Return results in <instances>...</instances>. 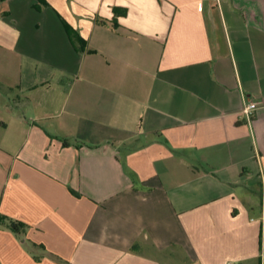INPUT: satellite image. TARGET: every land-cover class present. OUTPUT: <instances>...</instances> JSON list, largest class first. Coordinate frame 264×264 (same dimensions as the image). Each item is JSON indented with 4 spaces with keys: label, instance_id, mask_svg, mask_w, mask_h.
Here are the masks:
<instances>
[{
    "label": "crops",
    "instance_id": "crops-1",
    "mask_svg": "<svg viewBox=\"0 0 264 264\" xmlns=\"http://www.w3.org/2000/svg\"><path fill=\"white\" fill-rule=\"evenodd\" d=\"M0 214V264H264V0L2 1Z\"/></svg>",
    "mask_w": 264,
    "mask_h": 264
},
{
    "label": "trees",
    "instance_id": "trees-1",
    "mask_svg": "<svg viewBox=\"0 0 264 264\" xmlns=\"http://www.w3.org/2000/svg\"><path fill=\"white\" fill-rule=\"evenodd\" d=\"M4 0H0V3ZM40 3H43V0H39ZM115 14L116 16L120 15H125L126 14V9H121V8H115ZM0 225L10 229L12 232L16 233L17 235H25L28 230V225L12 219L8 216L0 214ZM37 245L33 244V247H36Z\"/></svg>",
    "mask_w": 264,
    "mask_h": 264
},
{
    "label": "built area",
    "instance_id": "built-area-1",
    "mask_svg": "<svg viewBox=\"0 0 264 264\" xmlns=\"http://www.w3.org/2000/svg\"><path fill=\"white\" fill-rule=\"evenodd\" d=\"M259 108V103L249 102L244 105L241 111L242 117H245L247 120H251L254 112Z\"/></svg>",
    "mask_w": 264,
    "mask_h": 264
}]
</instances>
